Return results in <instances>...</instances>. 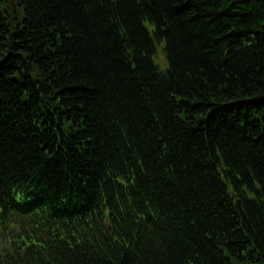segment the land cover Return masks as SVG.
<instances>
[{"label":"trees","instance_id":"16d2710c","mask_svg":"<svg viewBox=\"0 0 264 264\" xmlns=\"http://www.w3.org/2000/svg\"><path fill=\"white\" fill-rule=\"evenodd\" d=\"M31 176L137 220L114 264H264V0H0V190ZM53 237L31 264H110Z\"/></svg>","mask_w":264,"mask_h":264},{"label":"bare ground","instance_id":"6f19581e","mask_svg":"<svg viewBox=\"0 0 264 264\" xmlns=\"http://www.w3.org/2000/svg\"><path fill=\"white\" fill-rule=\"evenodd\" d=\"M148 39L150 40L151 38L148 37ZM153 42L155 43L154 40H153ZM19 83H20L19 84L20 87L24 88L23 85L26 82L23 81V83H22L23 85L21 84L20 81H19ZM26 85L28 86L27 83H26ZM170 97L172 99H174L175 104L177 106H180V109H182L180 111V113H176L175 114V117H177V119H179V121H180V118H183V120L181 122L186 123L185 121L187 120V117H188L190 120L194 121L195 123H198V122H200V120H202L204 118V117H202V115H196V114H194L196 111H193V110H195L193 104H190V105L189 104H185V105H183V104H180L179 103V97L178 96L170 94ZM183 109H185L187 111H183ZM72 110L73 109L65 110L64 111V114L66 116L70 117V119L75 122L74 118H72V116H73L72 115L73 114L72 113ZM45 114L48 115L49 113L46 111ZM215 158H216V160L215 159H209L208 160V162H210V164H212V168H213L212 172L214 173L215 178L219 181V183L223 187L226 186V185H228V186L231 185L232 186L231 179L227 180L228 179V177H227L228 173L225 172V170H227V168L229 167L228 166V162L227 161H224L225 157H223L222 154H219L218 153L217 155L215 154ZM205 162L207 163V161H205ZM139 171L142 172L144 170L143 169H140ZM15 182L16 181H14L12 183L13 187H30L33 184V177L32 176L31 177H27V178L21 180L20 182H16V183ZM256 190H258L257 193L255 191H251L250 194H251L252 199L254 201L258 202V204L256 203L255 205H258V207H259V206H261V204L264 205V189H263V187L261 185H258V188ZM247 195H249V193H247ZM247 195L245 193V195H243V197L249 198V196H247ZM0 203H4V201L1 198H0ZM150 209H155V207H150ZM95 211H96V213H99L100 212V209L98 207H96L95 208ZM43 223L46 224V222H43ZM41 234L44 235L43 232H41ZM32 244H33V242H32ZM108 253H109V249L104 248L100 252V256L103 257L106 260V262L109 261L110 264H114V262L116 261L115 260V257L109 256ZM13 257L14 258L23 259L21 253L18 252V251H16L13 254ZM121 260L123 261V258H121Z\"/></svg>","mask_w":264,"mask_h":264}]
</instances>
